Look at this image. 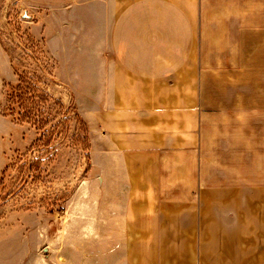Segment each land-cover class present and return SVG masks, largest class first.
I'll return each instance as SVG.
<instances>
[{
  "label": "crops",
  "instance_id": "1",
  "mask_svg": "<svg viewBox=\"0 0 264 264\" xmlns=\"http://www.w3.org/2000/svg\"><path fill=\"white\" fill-rule=\"evenodd\" d=\"M97 42V264H264V0H98Z\"/></svg>",
  "mask_w": 264,
  "mask_h": 264
},
{
  "label": "rangeland",
  "instance_id": "2",
  "mask_svg": "<svg viewBox=\"0 0 264 264\" xmlns=\"http://www.w3.org/2000/svg\"><path fill=\"white\" fill-rule=\"evenodd\" d=\"M97 39L98 0H0V264H97Z\"/></svg>",
  "mask_w": 264,
  "mask_h": 264
},
{
  "label": "trees",
  "instance_id": "3",
  "mask_svg": "<svg viewBox=\"0 0 264 264\" xmlns=\"http://www.w3.org/2000/svg\"><path fill=\"white\" fill-rule=\"evenodd\" d=\"M21 79H22V78L20 77V80H21ZM21 81H22V80H21ZM14 92H15V90H14ZM15 94H16V93H15ZM20 96H22V95H21V94H18V95L16 94V97H17V98H19ZM23 109H24V107L21 108V110H23ZM27 120H28V119H27Z\"/></svg>",
  "mask_w": 264,
  "mask_h": 264
}]
</instances>
